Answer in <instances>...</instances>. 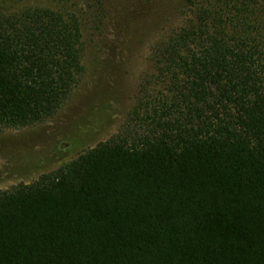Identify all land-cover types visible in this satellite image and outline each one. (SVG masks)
Returning <instances> with one entry per match:
<instances>
[{"label": "trees", "instance_id": "16d2710c", "mask_svg": "<svg viewBox=\"0 0 264 264\" xmlns=\"http://www.w3.org/2000/svg\"><path fill=\"white\" fill-rule=\"evenodd\" d=\"M6 1L0 127L21 128L64 108L85 78L87 26H120L122 6ZM177 9L126 127L0 189V264H264V0Z\"/></svg>", "mask_w": 264, "mask_h": 264}, {"label": "rangeland", "instance_id": "374dc122", "mask_svg": "<svg viewBox=\"0 0 264 264\" xmlns=\"http://www.w3.org/2000/svg\"><path fill=\"white\" fill-rule=\"evenodd\" d=\"M181 2L115 0L114 10L122 6L120 26H87L85 78L64 108L43 123L0 127V189L32 182L126 127L140 84L156 71L150 59L152 42L181 22ZM19 5V0L2 4L9 9ZM120 29L127 32L125 39ZM104 105L110 114L97 112Z\"/></svg>", "mask_w": 264, "mask_h": 264}]
</instances>
